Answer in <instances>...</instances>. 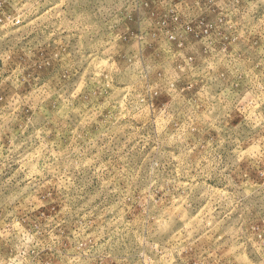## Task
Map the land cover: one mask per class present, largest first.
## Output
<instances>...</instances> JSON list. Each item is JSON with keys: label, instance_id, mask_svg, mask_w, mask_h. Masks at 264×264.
I'll return each instance as SVG.
<instances>
[{"label": "clouds", "instance_id": "9594fccd", "mask_svg": "<svg viewBox=\"0 0 264 264\" xmlns=\"http://www.w3.org/2000/svg\"><path fill=\"white\" fill-rule=\"evenodd\" d=\"M0 264H264V0H0Z\"/></svg>", "mask_w": 264, "mask_h": 264}]
</instances>
